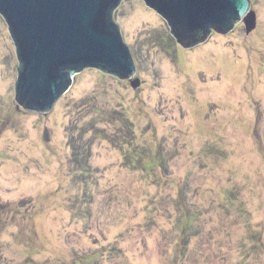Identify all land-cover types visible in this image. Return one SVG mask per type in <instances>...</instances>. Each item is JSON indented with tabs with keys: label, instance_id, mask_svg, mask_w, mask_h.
<instances>
[{
	"label": "rangeland",
	"instance_id": "1",
	"mask_svg": "<svg viewBox=\"0 0 264 264\" xmlns=\"http://www.w3.org/2000/svg\"><path fill=\"white\" fill-rule=\"evenodd\" d=\"M250 1L251 34L241 22L186 50L123 0L140 86L87 69L49 113L15 101L0 14V264H264V0Z\"/></svg>",
	"mask_w": 264,
	"mask_h": 264
},
{
	"label": "water",
	"instance_id": "2",
	"mask_svg": "<svg viewBox=\"0 0 264 264\" xmlns=\"http://www.w3.org/2000/svg\"><path fill=\"white\" fill-rule=\"evenodd\" d=\"M123 0H0L19 62L15 101L27 112L49 113L87 69L133 88L141 84L115 11ZM169 24L183 49L226 35L243 23L257 28L250 0H143Z\"/></svg>",
	"mask_w": 264,
	"mask_h": 264
},
{
	"label": "trees",
	"instance_id": "3",
	"mask_svg": "<svg viewBox=\"0 0 264 264\" xmlns=\"http://www.w3.org/2000/svg\"><path fill=\"white\" fill-rule=\"evenodd\" d=\"M131 155L129 154V157H130Z\"/></svg>",
	"mask_w": 264,
	"mask_h": 264
}]
</instances>
